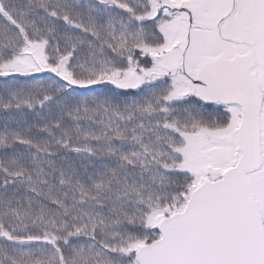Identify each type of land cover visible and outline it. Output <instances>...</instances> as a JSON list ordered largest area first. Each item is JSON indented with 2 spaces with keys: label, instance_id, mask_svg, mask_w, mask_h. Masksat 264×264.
I'll use <instances>...</instances> for the list:
<instances>
[{
  "label": "snow or ice",
  "instance_id": "obj_1",
  "mask_svg": "<svg viewBox=\"0 0 264 264\" xmlns=\"http://www.w3.org/2000/svg\"><path fill=\"white\" fill-rule=\"evenodd\" d=\"M0 264H264V0H0Z\"/></svg>",
  "mask_w": 264,
  "mask_h": 264
}]
</instances>
